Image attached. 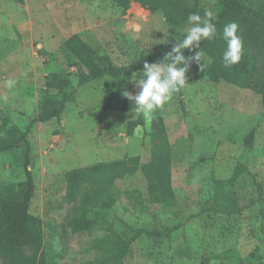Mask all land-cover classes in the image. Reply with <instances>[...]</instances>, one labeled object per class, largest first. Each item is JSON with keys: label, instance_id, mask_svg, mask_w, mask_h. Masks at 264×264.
Returning <instances> with one entry per match:
<instances>
[{"label": "rangeland", "instance_id": "rangeland-1", "mask_svg": "<svg viewBox=\"0 0 264 264\" xmlns=\"http://www.w3.org/2000/svg\"><path fill=\"white\" fill-rule=\"evenodd\" d=\"M216 2L200 0L202 20L216 18ZM189 26L188 21L169 26L160 13L150 14L137 3L122 11L111 0H0V136L12 126L24 129L36 115L47 74H69L76 87L73 57L63 48L69 37L79 35L120 66L142 51H168ZM203 64L201 70L193 62L184 88L153 115L163 117L166 126L175 196L171 207L147 202L146 184L137 172L116 183L119 199L92 230L74 233L66 225L70 206L64 201V174L126 157L147 163L155 145H162L148 136L151 120L144 119L132 137L126 135L127 122L138 117L132 115L130 101L125 112L101 109L104 95L117 90L120 81L104 77L77 88L74 102L62 114L33 126L29 169L36 192L29 213L41 221L46 264H95L102 254L93 243L111 237L128 247L119 264H264L260 96L226 82H209L205 57ZM9 80L15 81L11 89ZM130 84L135 95L138 89ZM250 130L254 139L247 149L244 137ZM24 152V146H17L0 155V184L25 179ZM230 193L241 212L214 213L213 201ZM139 230L162 236L136 237Z\"/></svg>", "mask_w": 264, "mask_h": 264}, {"label": "trees", "instance_id": "trees-1", "mask_svg": "<svg viewBox=\"0 0 264 264\" xmlns=\"http://www.w3.org/2000/svg\"><path fill=\"white\" fill-rule=\"evenodd\" d=\"M21 4L24 0H11ZM122 11L130 3H137L150 14L160 13L166 24L179 27L188 21L190 14L201 18L204 10L200 0H111ZM261 1V0H260ZM246 4L242 0H217L216 18L209 22L217 28V35L212 40H202L201 50L208 60L205 76L214 84L226 82L240 88L251 90L260 96L264 110V0ZM238 24L237 35L243 49L238 64L225 67L223 52L226 44L222 38L226 24ZM64 51L73 57L76 87H72L69 74L49 73L44 78V93L39 101L36 115L28 121L24 129L9 127L0 136V155L11 152L17 146H24L22 169L25 179L18 184H0V259L3 264H46L42 251V224L39 218L29 213V205L34 198L36 185L30 172V147L28 136L35 124L50 122L56 114H62L65 106L74 102L77 88L95 80L108 77L120 81L117 90L104 95L102 110L125 112L128 100L122 96L124 90L131 91L129 83L133 73L142 72L144 63L161 62L172 47L165 52L142 51L128 64L115 66L106 55L97 54L89 45L76 35L63 43ZM199 49H196L198 51ZM193 51L184 50V55H193ZM193 64V63H192ZM190 65L189 72L191 71ZM189 72L186 74L188 76ZM144 118L138 116L126 124V135L132 137L136 128L144 126ZM153 143H162L152 150L150 160L141 163L138 156L126 157L121 161L98 163L86 168L73 169L63 176L65 183L64 201L70 206L66 225L74 233L92 230L97 220L114 207L120 197L116 183L128 176L140 172L146 184V199L149 204L171 207L175 196L171 185L170 153L166 126L163 117H153L148 132ZM254 131L244 137V147L250 149ZM214 213L232 216L239 214L235 194L230 193L215 199L211 204ZM172 230H176L175 228ZM161 237L160 233L139 230L136 237ZM93 248L102 254L95 264H119L127 253V244L118 238L98 240ZM216 259L220 256H216Z\"/></svg>", "mask_w": 264, "mask_h": 264}, {"label": "clouds", "instance_id": "clouds-1", "mask_svg": "<svg viewBox=\"0 0 264 264\" xmlns=\"http://www.w3.org/2000/svg\"><path fill=\"white\" fill-rule=\"evenodd\" d=\"M186 35L182 40H176L171 51L165 54L161 62L144 63L140 74L133 73L130 83H133L138 92L133 95L124 90L121 94L131 102L133 116H142L146 121L153 118L155 112L172 98V95L181 91L187 83L186 74L190 65L195 62L200 69L204 67V52L200 48L202 40H212L217 35V28L208 20H202L198 14L188 17ZM238 24L230 22L223 28L222 38L226 44L222 58L225 67H232L239 63L243 44L237 35ZM194 54L184 55V50ZM196 49H199L196 51ZM139 75V78L137 76ZM15 81L9 80L6 86L11 89Z\"/></svg>", "mask_w": 264, "mask_h": 264}, {"label": "crops", "instance_id": "crops-1", "mask_svg": "<svg viewBox=\"0 0 264 264\" xmlns=\"http://www.w3.org/2000/svg\"><path fill=\"white\" fill-rule=\"evenodd\" d=\"M48 1H50V2H52V0H48ZM79 36V35H78ZM81 38V37H80Z\"/></svg>", "mask_w": 264, "mask_h": 264}]
</instances>
